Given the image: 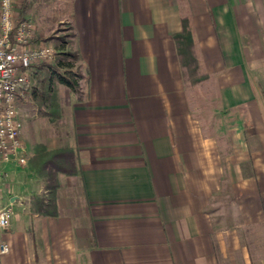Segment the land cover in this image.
<instances>
[{
	"label": "crops",
	"instance_id": "obj_1",
	"mask_svg": "<svg viewBox=\"0 0 264 264\" xmlns=\"http://www.w3.org/2000/svg\"><path fill=\"white\" fill-rule=\"evenodd\" d=\"M69 18L80 92L57 78L55 99L21 104L0 264H264V0H73ZM56 149L76 173L43 215L39 157Z\"/></svg>",
	"mask_w": 264,
	"mask_h": 264
},
{
	"label": "built area",
	"instance_id": "obj_2",
	"mask_svg": "<svg viewBox=\"0 0 264 264\" xmlns=\"http://www.w3.org/2000/svg\"><path fill=\"white\" fill-rule=\"evenodd\" d=\"M19 0H0V161L17 160L27 163L20 154L21 104L32 91L31 71L35 64L55 55V49L37 41L30 21L21 18ZM11 213L0 207V231L9 227ZM10 245L0 235V256L8 253Z\"/></svg>",
	"mask_w": 264,
	"mask_h": 264
},
{
	"label": "rangeland",
	"instance_id": "obj_3",
	"mask_svg": "<svg viewBox=\"0 0 264 264\" xmlns=\"http://www.w3.org/2000/svg\"><path fill=\"white\" fill-rule=\"evenodd\" d=\"M19 2L20 17L31 22L37 41L42 40L47 45L52 46L55 49L54 56L48 58L46 61H40L34 65L30 74L33 85L32 91L25 103L33 101L40 102L41 104V101H43L45 98L47 99L48 103V99H55L57 95L56 87L58 82H55V79H57L58 76L57 72H63V70H61L58 66L60 59L65 57L64 54H62V51H75L74 46L72 45L73 31L71 28V21L68 14L65 12V1L63 0H30L26 5L25 10L23 8L24 0H19ZM62 39L67 41V45L64 50H60L58 48V43L62 41ZM65 59L76 64V66L79 65L78 60H75L73 57H68ZM48 88L51 89L52 92L49 90L47 93L46 89ZM260 93L264 98V89H260ZM38 109H40V112L37 111L38 114L43 117L47 116L48 113H45L44 110H41V106H39ZM55 122H59V117H57ZM56 150L51 151V153ZM49 154V152L46 153V157ZM262 231H264L263 228ZM253 235L254 233L252 231V233H250V239ZM251 244V246L254 245V243ZM252 252L254 253L255 258H264V250L259 251V253H257L255 250Z\"/></svg>",
	"mask_w": 264,
	"mask_h": 264
},
{
	"label": "trees",
	"instance_id": "obj_4",
	"mask_svg": "<svg viewBox=\"0 0 264 264\" xmlns=\"http://www.w3.org/2000/svg\"><path fill=\"white\" fill-rule=\"evenodd\" d=\"M30 0H24V10L26 8L27 3ZM65 1L64 9L66 10V14L71 16V7L73 0H63ZM71 28L73 31V25L71 24ZM74 32L72 34V37ZM176 39H183L184 44L182 49L180 48V55H184L187 60H190L194 64V69L197 67V60L192 51L193 39L191 36V32L188 26V20H183V30L176 36ZM67 41L62 39L58 43V48L60 50H64L66 48ZM65 57L60 59L58 62V66L65 68L64 73H59L57 78L58 81L67 87H69L72 91L79 93L80 92V80L82 78V72L79 68V65L72 63L71 61H67L65 58L73 57L75 60H79V55L77 51H62ZM183 60V59H182ZM194 70V71H195ZM192 82H198L206 77V75L195 76V73L192 75ZM40 158V165L37 169L39 175H41L45 179V189L46 193L40 196H36L33 199L32 207L36 212L43 215H56L58 212L57 201H56V192L59 186L58 182V173L63 172L65 174H74L76 173V165L75 158L72 151L69 149H60L50 153L45 158Z\"/></svg>",
	"mask_w": 264,
	"mask_h": 264
}]
</instances>
